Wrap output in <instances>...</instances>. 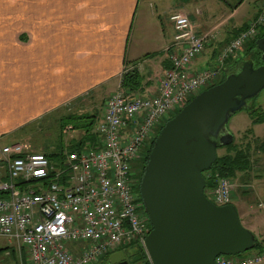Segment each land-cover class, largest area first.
<instances>
[{
  "label": "crops",
  "instance_id": "crops-1",
  "mask_svg": "<svg viewBox=\"0 0 264 264\" xmlns=\"http://www.w3.org/2000/svg\"><path fill=\"white\" fill-rule=\"evenodd\" d=\"M262 2L0 0V147L23 142L32 128L50 125L58 129L51 150L76 144L80 131L60 134L59 120L97 111L120 87L124 68L140 74L141 93L156 90L168 65L165 49L173 42L174 13L187 14L197 35L212 34L191 63L195 72L215 64L223 46L255 18ZM243 190L233 204L242 224L263 239L264 200L256 198L255 208ZM18 260L15 249L1 242L0 264Z\"/></svg>",
  "mask_w": 264,
  "mask_h": 264
},
{
  "label": "built area",
  "instance_id": "built-area-1",
  "mask_svg": "<svg viewBox=\"0 0 264 264\" xmlns=\"http://www.w3.org/2000/svg\"><path fill=\"white\" fill-rule=\"evenodd\" d=\"M171 19L169 67L156 92H114L96 124L97 143L65 149L57 163L23 143L0 147V237L25 249L26 264H96L120 247L143 245L148 226L133 165L152 131L210 85L226 59L254 38L264 23V3L256 19L223 47L215 66L196 72L191 62L212 35L198 36L184 13ZM233 190L231 179L218 176L210 197L227 204ZM215 263L263 264L264 254L221 255Z\"/></svg>",
  "mask_w": 264,
  "mask_h": 264
},
{
  "label": "water",
  "instance_id": "water-1",
  "mask_svg": "<svg viewBox=\"0 0 264 264\" xmlns=\"http://www.w3.org/2000/svg\"><path fill=\"white\" fill-rule=\"evenodd\" d=\"M256 48L261 65L243 61L167 120L154 140L139 185L151 225L144 239L151 264H216L217 256L255 248V235L235 205H216L206 196L202 173L215 162L217 148L233 141L229 118L250 108L264 88V36ZM109 263L128 264L124 251L110 254Z\"/></svg>",
  "mask_w": 264,
  "mask_h": 264
},
{
  "label": "trees",
  "instance_id": "trees-1",
  "mask_svg": "<svg viewBox=\"0 0 264 264\" xmlns=\"http://www.w3.org/2000/svg\"><path fill=\"white\" fill-rule=\"evenodd\" d=\"M264 36V27L259 28L257 36L248 42L246 45V49L244 50V56L248 59H250L253 62L254 67H258L262 64V61L260 59V52L256 48V40ZM244 59V58H243ZM241 63V59H237L235 63L232 65H226L225 72L223 73L222 77L216 81V84L221 83L226 78L227 74L230 72H236V70L239 68V65ZM168 65L166 66V68ZM140 74L137 72L136 69H124L122 73L121 78V88H123L127 92H139L142 91L143 81ZM215 85V84H214ZM213 86V84H212ZM254 100V99H253ZM250 113L251 115V124L256 125L260 123H264V112L260 111L255 106L254 101L251 104V107L248 109H245ZM260 111V112H259ZM95 115H86V114H67L59 120V133L61 134V131L66 126H71L74 130H79L82 133V136L79 138L78 143L71 146V149H78L81 147L86 141H91L93 144L96 142V135L93 131H91V127L93 125V122H95ZM90 127V128H89ZM162 127V124L160 125V128ZM82 129H85L84 132ZM84 134V135H83ZM156 136L152 137L147 145V153L143 154V157L141 158V161L139 164L141 166L140 171V177L143 173L145 164L148 160L149 152L154 144ZM257 149L258 151L264 152V136L260 139H258ZM225 149V153L222 155H219L217 153V158L210 169L204 171L202 173L204 179H205V194L209 191H211L217 184V177H228L231 179H234L236 177V174L238 172L246 170L249 165V150L248 147L244 148H238L234 141L226 146H221L217 148V152L220 149ZM64 147H60L59 150H45L43 154L48 158V160L51 163H57L61 159V153L63 151ZM140 178L138 180L139 184ZM47 182H45L46 184ZM18 185H21V183H18ZM138 186V185H137ZM138 189V187H137ZM140 199V198H139ZM141 200V199H140ZM148 221V220H147ZM149 225V223H148ZM255 248L260 249L261 251H264V238L260 239L255 237ZM119 250L124 251V253L127 255V259L129 261V264H151L148 258V255L144 249V247L137 243H131L128 245V247H122ZM23 251H25L23 249ZM25 262V261H24ZM108 261V254L105 255L98 263L96 264H107Z\"/></svg>",
  "mask_w": 264,
  "mask_h": 264
},
{
  "label": "rangeland",
  "instance_id": "rangeland-1",
  "mask_svg": "<svg viewBox=\"0 0 264 264\" xmlns=\"http://www.w3.org/2000/svg\"><path fill=\"white\" fill-rule=\"evenodd\" d=\"M246 45L243 46L242 47L243 49H241L238 52L237 57L244 54V52H245L244 50L246 49ZM254 103H255V106L258 109H260V111L264 112V88L261 90L259 95L254 99ZM103 108H104V103H103V106L98 105L97 111L89 110L88 114L89 115H95V118H96V114L99 113V115H100L103 111ZM177 113L178 112L172 113L171 117H173ZM250 115L251 114L248 113V111H246V110H240V111L236 112L235 114H233L229 118V120L226 124V129L229 130V132L233 135L234 143L238 148L248 147V149H250L249 150V165L250 166L246 170L244 169L243 171L238 172L236 174V177L234 179H232L234 182V192H233L232 198L234 199L235 196L237 195V193H239L240 191H244L243 190V188H244V189H246L245 192H247L246 194H248V195H244L243 197L248 196L249 197L248 201L250 203H252L255 208H257V199L256 198H260V199L264 200V152L258 151V149H257V144L259 142L258 139H260L264 136V123L252 125ZM96 123H97V121L95 119V122H93V125L90 126L91 131L95 130ZM53 126L54 125L44 126L43 128L37 127V128H39V130L38 129L33 130L34 128H32V131H29V133L26 134L25 141H23V143L30 144L31 150H35V151L49 150L50 151L52 149L53 144L55 143V141L57 139V135H58L57 134V132H58L57 126L56 127L55 126L53 127ZM82 130L84 132L85 129H82ZM160 130H161V128L157 127L156 129H154L152 131L151 136L157 137ZM78 131H77V133H78ZM80 133L81 132H79L78 134H80ZM68 139L71 140V137ZM71 141L75 142L76 140L72 139ZM148 142H149V140H147L145 146L143 147L142 154L147 153L146 148H147ZM1 144H2V142H1ZM225 152H226L225 149L222 148V149L218 150L217 153L219 155H222ZM142 154H141V156H142ZM140 161H141V159L139 161H137L136 163H134V168H135V176H137L138 180L140 178V181H141L142 175L140 177V171H141V167H139V166H141L139 164ZM137 193L140 194L139 187H138ZM4 241H5V239L3 237H0V243L4 242ZM6 244L9 247H12L15 249L16 253L19 256L18 264H26L27 253L25 251H23V248H21L20 246H18L17 244H14V243L9 244L6 242ZM241 255L242 254H240L238 256L240 257ZM20 256L22 257L21 262H20ZM107 264H109V263H107Z\"/></svg>",
  "mask_w": 264,
  "mask_h": 264
},
{
  "label": "flooded vegetation",
  "instance_id": "flooded-vegetation-1",
  "mask_svg": "<svg viewBox=\"0 0 264 264\" xmlns=\"http://www.w3.org/2000/svg\"><path fill=\"white\" fill-rule=\"evenodd\" d=\"M128 263H129V261H128Z\"/></svg>",
  "mask_w": 264,
  "mask_h": 264
}]
</instances>
